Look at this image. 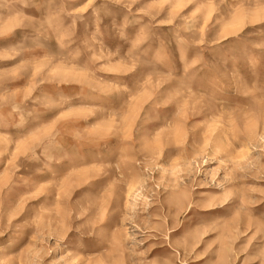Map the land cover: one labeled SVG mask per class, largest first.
<instances>
[{
	"label": "rangeland",
	"instance_id": "obj_1",
	"mask_svg": "<svg viewBox=\"0 0 264 264\" xmlns=\"http://www.w3.org/2000/svg\"><path fill=\"white\" fill-rule=\"evenodd\" d=\"M0 264H264V0H0Z\"/></svg>",
	"mask_w": 264,
	"mask_h": 264
}]
</instances>
